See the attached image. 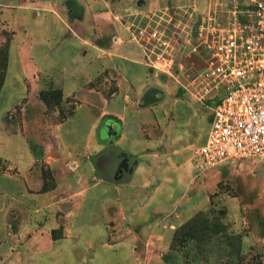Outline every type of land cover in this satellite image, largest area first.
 Returning <instances> with one entry per match:
<instances>
[{
	"label": "rangeland",
	"instance_id": "obj_1",
	"mask_svg": "<svg viewBox=\"0 0 264 264\" xmlns=\"http://www.w3.org/2000/svg\"><path fill=\"white\" fill-rule=\"evenodd\" d=\"M35 1L0 0V31L11 39L0 121L8 112L7 131L34 157L19 172L22 145L0 133V264H264V159L194 166L210 125L209 102L192 87L205 54L179 56L183 68L169 74L148 67L141 86L124 91L42 41L53 12ZM72 6L62 3L60 16H81ZM74 80L84 83L67 97L54 85ZM47 90L61 96L46 106ZM111 143L134 160L117 182L94 166Z\"/></svg>",
	"mask_w": 264,
	"mask_h": 264
},
{
	"label": "built area",
	"instance_id": "obj_2",
	"mask_svg": "<svg viewBox=\"0 0 264 264\" xmlns=\"http://www.w3.org/2000/svg\"><path fill=\"white\" fill-rule=\"evenodd\" d=\"M135 24L133 39L150 67L171 73L183 55L205 54L192 79L194 95L208 100L209 130L194 154L198 172L231 159H264V0L213 8L192 25L150 12ZM176 71V70H175Z\"/></svg>",
	"mask_w": 264,
	"mask_h": 264
},
{
	"label": "crops",
	"instance_id": "obj_3",
	"mask_svg": "<svg viewBox=\"0 0 264 264\" xmlns=\"http://www.w3.org/2000/svg\"><path fill=\"white\" fill-rule=\"evenodd\" d=\"M66 1L69 0L35 1L40 7L49 8L53 12L49 18V35L47 36L45 31L42 32L43 34H40L42 41L47 43L45 39L49 38L50 45L57 50L74 55L80 63L84 64L80 70L85 76L96 67L99 72H107L124 91L132 85L141 86V82L145 81L143 76L147 71H151L148 68L149 61L133 39V26L138 22L145 25L146 21L143 17L147 13H166L178 21L186 22V25H192L193 21L205 12L218 6L228 7L233 2V0H71L73 9L82 15L62 18L59 8ZM237 1L241 6L250 4V0ZM72 10L70 12H73ZM40 16L39 14V18H36L37 24L34 25L36 30L42 29V26H39ZM15 54L14 64L16 61L20 70L25 63V58L22 57V52H15ZM8 67H10L9 60L6 77L9 73ZM75 78L77 79L78 75ZM83 83L84 81L75 82L74 80L66 86L63 82L56 81L54 85L67 97L76 93L75 89L81 87ZM7 113L0 121L2 122L0 133L5 143L19 142L22 145V150L15 151L18 159L13 165L23 173L32 166L34 157L21 133L14 134L7 131ZM109 147L119 151L112 143ZM97 176L100 178L98 174Z\"/></svg>",
	"mask_w": 264,
	"mask_h": 264
},
{
	"label": "flooded vegetation",
	"instance_id": "obj_4",
	"mask_svg": "<svg viewBox=\"0 0 264 264\" xmlns=\"http://www.w3.org/2000/svg\"><path fill=\"white\" fill-rule=\"evenodd\" d=\"M98 174L103 181L117 182L128 175L134 165L131 156L108 147L95 158Z\"/></svg>",
	"mask_w": 264,
	"mask_h": 264
},
{
	"label": "trees",
	"instance_id": "obj_5",
	"mask_svg": "<svg viewBox=\"0 0 264 264\" xmlns=\"http://www.w3.org/2000/svg\"><path fill=\"white\" fill-rule=\"evenodd\" d=\"M7 36L8 35L6 32L0 31V37L1 38L5 37V41L0 42V93H1V90H2L4 83H5L7 65H8L9 43H10L11 39H8ZM60 96H61L60 93H58L56 90H47V91L40 93L39 98L47 106V105H49V103H51L53 101L54 98L59 99ZM113 149H115V148H113ZM94 166H95V168L97 170V174H98V169H97L95 160H94Z\"/></svg>",
	"mask_w": 264,
	"mask_h": 264
}]
</instances>
